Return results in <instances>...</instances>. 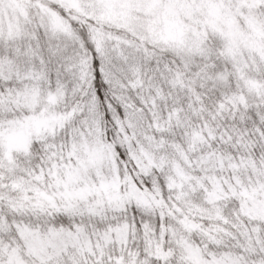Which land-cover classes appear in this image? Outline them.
I'll return each instance as SVG.
<instances>
[{
    "label": "snow or ice",
    "instance_id": "snow-or-ice-1",
    "mask_svg": "<svg viewBox=\"0 0 264 264\" xmlns=\"http://www.w3.org/2000/svg\"><path fill=\"white\" fill-rule=\"evenodd\" d=\"M0 264H264V0H0Z\"/></svg>",
    "mask_w": 264,
    "mask_h": 264
}]
</instances>
